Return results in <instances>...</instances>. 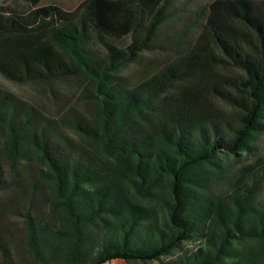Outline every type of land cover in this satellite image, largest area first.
<instances>
[{"label":"trees","instance_id":"obj_1","mask_svg":"<svg viewBox=\"0 0 264 264\" xmlns=\"http://www.w3.org/2000/svg\"><path fill=\"white\" fill-rule=\"evenodd\" d=\"M23 1L27 12L0 14V76L79 77L94 106L70 123L72 138L0 89V188L19 185L28 167L46 207L45 217L23 213L30 264H264L255 200L264 167L224 177L226 162L254 154L264 134V3ZM184 14L195 34L171 61L139 82L121 75ZM0 257L12 264L1 231Z\"/></svg>","mask_w":264,"mask_h":264},{"label":"rangeland","instance_id":"obj_2","mask_svg":"<svg viewBox=\"0 0 264 264\" xmlns=\"http://www.w3.org/2000/svg\"><path fill=\"white\" fill-rule=\"evenodd\" d=\"M83 0H42V3H56L65 9L76 8ZM215 0H174L175 6H182L185 10H192L198 6L211 3ZM256 4L264 0H252ZM182 8V9H183ZM29 5L23 0H0V14L12 12L24 13ZM185 14L180 18L171 17L158 32L156 41L160 48H155L139 54L136 61L125 67L121 75L132 82H139L160 70L175 56L176 46H183L194 34L195 29L186 25ZM129 41H125L120 48H124ZM98 53L104 54L101 46L96 47ZM228 76L241 75L234 70L223 71ZM0 89L11 93L19 102L32 107L44 117L53 120L63 135L74 137L70 123L77 118L92 116L93 102L87 82L79 77L54 80L45 83L15 84L0 76ZM218 108L230 115H237L232 107L217 104ZM0 165L3 176L6 174V164L0 154ZM264 167V134L256 145L254 154L244 158L240 156L236 161L226 162L224 173L225 181L234 182L243 174H252ZM28 168V167H27ZM23 168L21 177L23 182L12 184L6 189L0 188V231L4 233L8 243V256L12 264H30L25 252L23 213L29 210L32 215L45 217L46 207L42 195L38 192V184L33 179L29 169ZM255 200L259 206L264 207V182L256 193ZM1 260V257H0Z\"/></svg>","mask_w":264,"mask_h":264},{"label":"crops","instance_id":"obj_3","mask_svg":"<svg viewBox=\"0 0 264 264\" xmlns=\"http://www.w3.org/2000/svg\"><path fill=\"white\" fill-rule=\"evenodd\" d=\"M107 264H127V263H125V262H123L121 260H115V261H111V262H109Z\"/></svg>","mask_w":264,"mask_h":264}]
</instances>
